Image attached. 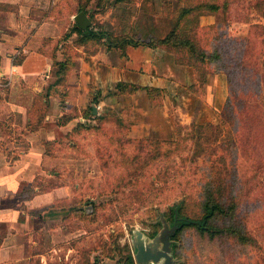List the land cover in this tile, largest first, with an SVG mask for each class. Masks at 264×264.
Here are the masks:
<instances>
[{
  "label": "rangeland",
  "instance_id": "374dc122",
  "mask_svg": "<svg viewBox=\"0 0 264 264\" xmlns=\"http://www.w3.org/2000/svg\"><path fill=\"white\" fill-rule=\"evenodd\" d=\"M62 1L72 13L82 6L87 10L89 28L96 32L90 37L92 48L96 42L103 46L100 39L106 38L107 46L115 44L125 56L128 44L156 46L170 37L179 7H192L194 15L204 4ZM230 1L232 11L217 24L206 30L185 28L195 30L188 36L199 48H221L219 62L203 64L188 52L191 56L183 59L191 64L182 65V75L190 78L183 84L173 80L168 88H145L124 82L126 89L117 87L118 96L101 94L99 119L90 116L69 140L59 136L55 146L47 147L56 151L57 163L50 169L58 173H53L55 183L39 180L40 190L65 186L75 200L65 223L72 240L61 243L66 248L57 253L63 259L72 249V264H130L129 259L166 264L164 257L137 262L141 234L147 244L154 240L157 250L169 241L170 264H264V0ZM253 6L260 14L248 13ZM164 51L176 60L173 52ZM162 67L169 70L166 61ZM214 75L219 82L209 86ZM229 100L233 113H224ZM132 121L135 133L128 130ZM206 199L220 201L229 211L218 212L214 225H235L254 241L242 243L234 234L212 237L192 227L173 235V209L202 217ZM63 259L56 263L70 264Z\"/></svg>",
  "mask_w": 264,
  "mask_h": 264
},
{
  "label": "crops",
  "instance_id": "0c3cea01",
  "mask_svg": "<svg viewBox=\"0 0 264 264\" xmlns=\"http://www.w3.org/2000/svg\"><path fill=\"white\" fill-rule=\"evenodd\" d=\"M203 2L222 7L190 14L183 30L212 27L233 8L229 0ZM67 8L62 0H0V264H57L63 259L57 253L66 248L61 243L72 240L65 223L74 196L65 186L40 190L38 181L56 182L58 171L50 169L56 166V151L47 147L55 146L59 136L69 140L86 122V110L103 103L102 93L118 96L121 82L168 88L173 80L183 84L190 78L185 68L182 75L184 64L161 46L129 44L125 56L101 38L103 46L96 42L92 48L93 36L70 29L77 14ZM253 8L248 13L258 14ZM164 61L169 70L159 68ZM210 80L209 86L219 82L217 76ZM219 88L214 89L215 102ZM135 127L132 121L129 133ZM71 251L64 257L70 264Z\"/></svg>",
  "mask_w": 264,
  "mask_h": 264
},
{
  "label": "trees",
  "instance_id": "16d2710c",
  "mask_svg": "<svg viewBox=\"0 0 264 264\" xmlns=\"http://www.w3.org/2000/svg\"><path fill=\"white\" fill-rule=\"evenodd\" d=\"M226 5V4H225ZM222 7V4H217V3H208V4H201L199 5V9L200 10H211V11H218L220 10ZM226 8V7H225ZM181 10V11H180ZM259 10V9H258ZM193 11L192 7L188 6V7H179V13H178V19L175 22V27H173L171 33L172 35L170 37H166L165 39L159 40V42L156 44V46H161L166 48L167 50H170L171 52L174 53L176 61L182 64H191V62L185 61L183 58L184 55H187L188 52L190 54L195 55V59H198L201 63H209V64H214L215 62H219L222 58V50L221 48L218 47H212L213 48V52H207L208 49L204 47L203 48H199V44L195 43V41H193L192 39H190V37L188 35H190V33H194L195 30H183L182 29V25L184 23V21L186 20V18H188V15L191 14V12ZM260 11V10H259ZM79 12H85L86 15L88 16V12L87 10L84 8V6L80 7L79 10H77V12H75L76 14H78ZM264 12V11H263ZM89 17V16H88ZM89 19L91 20V18L89 17ZM75 31L84 34V35H93L96 32L92 31L89 27L87 29H82L80 27V25L78 23H75ZM206 30V28H205ZM174 35V36H173ZM129 45V44H128ZM199 48V49H198ZM190 54H188V56H191ZM119 88L121 91L126 89V86H124L123 83H119ZM240 103V101L238 102ZM225 111L224 113L229 111L231 113H233V106H232V102L231 100H229L228 103H226V107H225ZM223 113V116H224ZM85 117H86V122L91 119L90 116H92V118H97L96 113L94 112V107H89L86 112L84 113ZM229 115H227L228 118ZM226 120H228L226 118ZM85 124V125H84ZM87 123H82L79 124L77 126V128L75 129L77 131V129H80L79 127L83 128ZM152 140L150 139V142ZM204 215H202V217H191L188 215H182L179 214L180 208H174L173 209V213L170 215L173 219L172 221V227L174 228L173 230V235H177L179 234L184 228H195L198 232L200 233H209L212 237H215L217 235H221V234H226V235H238L239 236V240L242 243H251L252 241H254V238L252 236H250L248 234L247 231L241 232L236 229L235 225H228V226H216L212 223V219L214 218V216L219 212V214H224V215H228L229 211L225 210V205L223 203H221L220 201H216L215 199H213L212 201L210 199H206L205 204H204ZM157 232L154 231V233H152V235H155V233ZM130 258V257H129ZM130 264H135L134 261L132 259H129Z\"/></svg>",
  "mask_w": 264,
  "mask_h": 264
},
{
  "label": "water",
  "instance_id": "95a60500",
  "mask_svg": "<svg viewBox=\"0 0 264 264\" xmlns=\"http://www.w3.org/2000/svg\"><path fill=\"white\" fill-rule=\"evenodd\" d=\"M75 21L80 25L82 29H87L91 25V20L86 15L85 12H79L75 15ZM96 112V108H94ZM169 241L166 240L163 250L156 249L155 241H149L147 244L141 234L137 236V254L136 260L138 263H146L152 260H160L161 258H165V263L170 264L171 256L168 253V245Z\"/></svg>",
  "mask_w": 264,
  "mask_h": 264
}]
</instances>
